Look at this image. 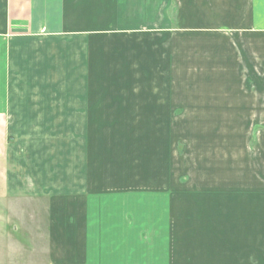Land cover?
<instances>
[{"label": "crops", "instance_id": "obj_1", "mask_svg": "<svg viewBox=\"0 0 264 264\" xmlns=\"http://www.w3.org/2000/svg\"><path fill=\"white\" fill-rule=\"evenodd\" d=\"M216 122L264 126V0H0V218L34 264H264V128L217 177Z\"/></svg>", "mask_w": 264, "mask_h": 264}, {"label": "rangeland", "instance_id": "obj_2", "mask_svg": "<svg viewBox=\"0 0 264 264\" xmlns=\"http://www.w3.org/2000/svg\"><path fill=\"white\" fill-rule=\"evenodd\" d=\"M233 1H239V0H233ZM224 12H227V9L226 10L217 9L215 18L217 17L216 18L217 20L223 19ZM215 33L225 34L227 33V29L222 30L218 28V26H216ZM236 44L238 43L232 42L233 45L232 47L234 49L235 47L237 48L239 47L236 46ZM171 124L174 125L175 123H171ZM180 124H182L183 126V131H184L183 134H188V136H191L190 124L192 126V123H180ZM212 126H215L214 127L215 132L217 135L220 136V137H216V148L221 149L222 152L220 154L219 152H217L216 155H219L220 157L217 156L213 160L216 168V176L227 177V164H226L227 163V133L231 130L233 131L234 129H236L238 132H241L242 130V133H245L243 140H241L242 145H245L244 146L245 151H247L248 153H252L249 152L250 150L247 149V146H249L247 145V142L250 139V133L253 132V135H256V133L260 131L259 129L264 128V126L263 125L257 126V123L255 122L252 123L216 122V123H210L209 127ZM182 140H183L182 148L185 149L188 141L186 140L185 137ZM236 140H239V137L236 138ZM224 162L225 164H223ZM2 221L3 219L0 218V264H34L35 261H32V259L43 262L41 261L43 259V256H38V257L36 255L34 257L32 256L35 247L31 246V242H32L31 233L29 232V234H27L24 232L25 230H15L13 226L16 228L17 226H15L16 223H14L13 220H11L7 225L5 224L6 222H2ZM40 229L43 233L42 228ZM43 260L45 261V259Z\"/></svg>", "mask_w": 264, "mask_h": 264}]
</instances>
